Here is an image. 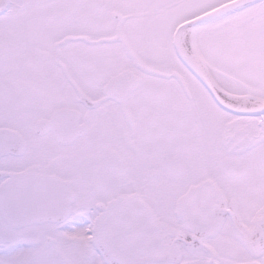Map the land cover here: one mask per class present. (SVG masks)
<instances>
[{"label": "snow or ice", "instance_id": "snow-or-ice-1", "mask_svg": "<svg viewBox=\"0 0 264 264\" xmlns=\"http://www.w3.org/2000/svg\"><path fill=\"white\" fill-rule=\"evenodd\" d=\"M0 264H264V0H0Z\"/></svg>", "mask_w": 264, "mask_h": 264}]
</instances>
